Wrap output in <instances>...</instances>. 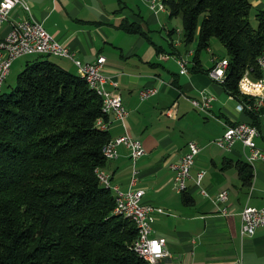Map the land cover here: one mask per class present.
<instances>
[{"label":"crops","instance_id":"crops-1","mask_svg":"<svg viewBox=\"0 0 264 264\" xmlns=\"http://www.w3.org/2000/svg\"><path fill=\"white\" fill-rule=\"evenodd\" d=\"M28 1L33 19L42 23L58 42L73 50L83 63L106 57L104 74L118 86H109V90L122 97L129 112L126 128L113 124L108 131L110 139L128 133L142 142L146 153L134 164L129 151L121 147L119 157L107 161L102 169L124 191L136 174L135 188L145 190L143 202L167 213L157 214L153 223L154 236L166 239L171 255L161 264H264V228L253 236L241 232L244 207L247 204L264 207V163L257 167L249 164L245 158L249 151L240 142L231 150L215 144L227 125L256 122L260 130L256 142L264 149V105L258 107L254 100H247L252 110L240 112L239 101L207 73L214 64L213 51L206 50L205 58L201 52L200 65H195L197 40L190 46L183 43L175 46V33L170 35L175 29L167 23V19L172 20L170 11L166 9L156 15L147 0ZM251 2L258 11L264 10V0ZM26 18V12L17 7L10 21ZM125 24L138 31H126ZM9 28L10 24H6L0 29V38L7 35ZM180 57L189 60L186 74H181L177 62ZM25 59L18 65L20 72L35 57ZM56 59L51 60L68 72L82 76L71 61ZM193 66L197 67L196 71ZM151 87L158 88V94L141 101L140 91ZM202 94L216 98L209 113L199 111L191 103ZM190 142H195L201 151L187 191L179 193L170 166L185 154ZM238 162L252 166L251 185L244 184L236 168ZM201 170L207 172L203 186L210 197L203 196L195 185ZM222 191L229 194L226 215L214 203ZM184 194L191 198L189 204L184 202Z\"/></svg>","mask_w":264,"mask_h":264},{"label":"trees","instance_id":"trees-1","mask_svg":"<svg viewBox=\"0 0 264 264\" xmlns=\"http://www.w3.org/2000/svg\"><path fill=\"white\" fill-rule=\"evenodd\" d=\"M163 4L171 19L182 18V43L197 40L195 65L213 39L220 41L229 59L223 88L246 103L238 86L247 70L260 77L264 10L256 15V28L251 0ZM31 57L16 85L0 93V264H147L131 250L134 223L116 214L115 195L97 176L107 163L103 147L111 140L109 132L96 128L102 114L103 121L111 120L102 99L84 76L51 56ZM236 168L251 185L252 166L238 162ZM183 200L191 202L187 194Z\"/></svg>","mask_w":264,"mask_h":264},{"label":"built area","instance_id":"built-area-1","mask_svg":"<svg viewBox=\"0 0 264 264\" xmlns=\"http://www.w3.org/2000/svg\"><path fill=\"white\" fill-rule=\"evenodd\" d=\"M150 10L158 15L165 12L166 9L159 7V0H147ZM21 8L26 12L27 18L11 22V13L15 8ZM6 24H10L9 31L4 38H0V93L5 85L6 80L11 74V69L15 61L30 56H51L71 61L76 69L88 78V85L97 88H103L107 92V106L114 107V116L112 122L103 121L97 124L96 128L110 129L113 124H120L126 128V122L129 112L125 107L122 97L114 95L109 86L118 87L116 82L104 74L107 59L105 56H99L95 62L90 64L83 63L78 59L76 53L58 42L44 27L33 19L31 5L28 0H0V29ZM179 39H175V46L182 43V32ZM213 67L209 70L208 75L216 83L222 84V79L227 78L229 67L228 57L219 58L213 56ZM177 62L181 67V74L188 72L189 60L178 58ZM260 77L253 79L250 71L247 70L239 82L238 89L242 91L247 100H254L258 107L264 105V49L260 55V62L257 63ZM159 92L156 87L145 88L140 91L139 97L141 101H147L155 97ZM215 96L202 94L200 99H193L191 103L201 112L209 113ZM237 109L240 112L252 110V107L247 103L238 102ZM260 137L259 128L251 123L238 122L226 126V130L220 138L215 140V144L221 149L231 150L237 142L242 143L249 154H245L246 161L254 165L257 161L264 162V149L257 145V138ZM125 147L130 158L135 164L138 159L145 155V149L140 140L132 138L128 133L116 138V143L108 147L107 152H102L106 161H113L119 157V149ZM200 147L195 142H190L187 145L185 154L170 167L174 171V183L179 193H184L188 189V181L191 179V171L195 166L196 159L200 154ZM96 171H101V185H109L117 200V210L122 213L133 215V223L135 227H141L146 233V242H139L138 246H131L133 252H141L153 259L155 264L170 258V252L167 249V241L162 237H155L153 223L157 214L167 215L161 209L153 207L143 202L145 190L135 188L137 183L136 174L131 179L130 187L124 191L117 185L113 184L111 176L102 168ZM207 175L205 170L198 172L195 178V185L199 188L200 193L205 197H210L209 193L203 186L204 179ZM219 211L223 214L229 213V194L227 191L220 192L214 199ZM114 214V213H112ZM242 218V235L253 236L255 232L264 228V207L257 208L247 204L241 212Z\"/></svg>","mask_w":264,"mask_h":264},{"label":"bare ground","instance_id":"bare-ground-1","mask_svg":"<svg viewBox=\"0 0 264 264\" xmlns=\"http://www.w3.org/2000/svg\"><path fill=\"white\" fill-rule=\"evenodd\" d=\"M159 7L161 9H166L165 6H164V4H163V0H159ZM259 62H260V58L258 60V63ZM80 73H81L82 76L85 77L86 82L88 83V78L84 74H82V72H80ZM223 82L224 81L222 79V83ZM89 87H90V89L92 91H94L102 99L103 112H104V114L113 118V116H114V107L107 106V92H106V90L103 89V88H97L95 86H90V85H89ZM109 122H111V120ZM101 123H102V120H100L98 122V124H101ZM100 129L103 130V131H106V132L109 131V129H107V128H100ZM114 143H116V139L110 140V142H108L103 147V150L102 151L103 152H107L108 151V147L109 146H113ZM97 176H98L99 181L102 182V174H101V171L98 172ZM103 186L106 189L108 188V189H111L113 191V189L109 185H103ZM113 193H114V191H113ZM116 204H117V200H116ZM116 210H117V206H116V209H115L116 214L120 215L121 217H123L125 219H130L133 222V215L125 214V213H122V211H116ZM136 230H137V238L134 241L133 246H138V241L139 242H146V233H145V231L144 230H141V227H136ZM135 254L140 259H142L145 263H147V264H155V262L153 261V259L149 258L147 255H145V254H143L141 252H135Z\"/></svg>","mask_w":264,"mask_h":264},{"label":"rangeland","instance_id":"rangeland-1","mask_svg":"<svg viewBox=\"0 0 264 264\" xmlns=\"http://www.w3.org/2000/svg\"><path fill=\"white\" fill-rule=\"evenodd\" d=\"M257 14H258V10L253 7V9L251 11V15H250V21H251L252 25L256 28L258 27V21L256 20ZM168 21H169V19H167V23H169L171 25L170 26L171 29L173 27L176 30V32L179 31V33L183 31V29H182V18L181 17L174 18L169 22ZM174 36L176 39L180 38V35L178 33L174 34ZM210 49H211V51H213L214 55L219 57V58L227 57L226 50L218 39L212 40ZM206 55H208L207 51H203V57L204 58L206 57ZM51 59L52 60H54V59L58 60V59H56V57L55 58L51 57ZM25 60H27V59L21 58L18 60V62L16 64H14V66L12 68L11 75L8 78L7 83H5V85L2 89L3 92H9L16 85L17 77L21 73L20 72L21 67H18V65L23 64ZM260 163H264V162H262V161L255 162L256 167Z\"/></svg>","mask_w":264,"mask_h":264}]
</instances>
